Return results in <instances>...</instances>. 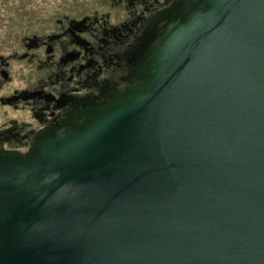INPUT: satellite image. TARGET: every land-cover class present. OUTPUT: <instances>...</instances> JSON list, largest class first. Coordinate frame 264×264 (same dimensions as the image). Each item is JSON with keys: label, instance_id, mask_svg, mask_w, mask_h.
I'll list each match as a JSON object with an SVG mask.
<instances>
[{"label": "rangeland", "instance_id": "obj_1", "mask_svg": "<svg viewBox=\"0 0 264 264\" xmlns=\"http://www.w3.org/2000/svg\"><path fill=\"white\" fill-rule=\"evenodd\" d=\"M249 2L0 0V253L46 231L63 186L106 166L136 126L153 131L152 147L169 144L186 95L230 66L235 42L222 40L205 68L216 33Z\"/></svg>", "mask_w": 264, "mask_h": 264}, {"label": "water", "instance_id": "obj_2", "mask_svg": "<svg viewBox=\"0 0 264 264\" xmlns=\"http://www.w3.org/2000/svg\"><path fill=\"white\" fill-rule=\"evenodd\" d=\"M236 45L184 98L165 156L72 177L12 264H264V8Z\"/></svg>", "mask_w": 264, "mask_h": 264}, {"label": "bare ground", "instance_id": "obj_3", "mask_svg": "<svg viewBox=\"0 0 264 264\" xmlns=\"http://www.w3.org/2000/svg\"><path fill=\"white\" fill-rule=\"evenodd\" d=\"M260 2H262V0H250V2L247 5H245V7H243L238 12H235V13L230 15V20L227 21L229 23L225 24L223 26V28L221 30H219L214 37L213 46L210 50V54H209V58H208V63L205 67L206 70H208V69L210 70V68L212 67V59H216V61H218L219 54L221 53L219 50V47H220V42L222 40H227L228 42H232V45H233V42H235V44L238 43V40L242 34V31L247 27V25L249 24V22L251 20V14L254 12V8H256L257 3H260ZM257 7H259V6H257ZM257 9L258 8H256L255 10H257ZM235 49L237 50V45H236ZM231 50H234V49H231ZM225 53H227V52H225ZM216 61H214V62H216ZM225 62H226V60H225ZM216 67H217V65H216ZM203 68H204L203 64L201 66H198V67L192 66L191 72L193 73V79H196L198 77L200 79V76L203 74V72L201 71ZM221 68L223 69L222 66H221ZM216 69H218V68H216ZM182 79H183V84L184 83H187V84L186 85L182 84L181 86H178V87H180L181 92H183L182 90H184L187 87V85L189 84V82H186L185 76H183ZM194 85H195V83H194ZM178 87H177V89H178ZM191 87H192V85H191ZM177 97H179V96H177ZM172 99H173V97H172ZM174 100H175V97H174ZM176 106H177V104H176ZM148 119H144V121L148 120ZM148 123H149V121H148ZM140 125H142V124H140ZM151 128H153V126ZM152 132H151L149 126L148 127L145 125H143L142 127L136 126L133 129V131L131 132V136H130L131 138L128 139L124 144L116 146V148H114V150H113V153L111 155H108L107 157H105L106 161L104 163L106 164V166H108V165H120V166H126V167H131V168L137 169V167H140V166L152 165L153 162H151V161L155 158L154 153H157L159 151L163 153V151H164V154L166 155L167 148L163 149V148H160L158 146L152 147L151 144H153V143H150L151 141L149 142V139L154 136L152 134ZM164 137H166V136H164ZM160 138H161V136H160ZM154 140H156V139H154ZM99 166H101V164ZM38 233L39 232L35 231V232L31 233L30 235H34V234H38ZM40 234H42V233H40ZM17 246H19V245L17 244L15 247L13 246V248H8V250H6L5 252L0 253V264H12L14 262L15 252L18 248Z\"/></svg>", "mask_w": 264, "mask_h": 264}]
</instances>
